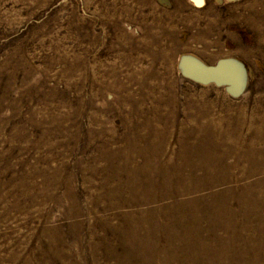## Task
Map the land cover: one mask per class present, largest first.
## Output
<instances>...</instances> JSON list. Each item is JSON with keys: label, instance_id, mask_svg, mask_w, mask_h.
<instances>
[{"label": "rangeland", "instance_id": "374dc122", "mask_svg": "<svg viewBox=\"0 0 264 264\" xmlns=\"http://www.w3.org/2000/svg\"><path fill=\"white\" fill-rule=\"evenodd\" d=\"M0 0V264H264V0Z\"/></svg>", "mask_w": 264, "mask_h": 264}, {"label": "bare ground", "instance_id": "6f19581e", "mask_svg": "<svg viewBox=\"0 0 264 264\" xmlns=\"http://www.w3.org/2000/svg\"><path fill=\"white\" fill-rule=\"evenodd\" d=\"M193 1H194V2H198V3L200 2L199 0H193Z\"/></svg>", "mask_w": 264, "mask_h": 264}]
</instances>
